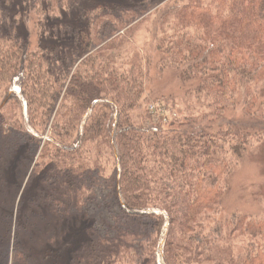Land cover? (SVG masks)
<instances>
[{
	"label": "trees",
	"instance_id": "1",
	"mask_svg": "<svg viewBox=\"0 0 264 264\" xmlns=\"http://www.w3.org/2000/svg\"><path fill=\"white\" fill-rule=\"evenodd\" d=\"M68 1L33 0V43L21 4L0 0V264H264V217L224 215L264 141V0L91 3L67 22ZM148 20L145 53L113 37ZM100 23L113 38L98 48ZM69 26L88 41L53 37ZM167 75L201 113L164 115L165 88L145 97ZM94 207L66 252L56 230Z\"/></svg>",
	"mask_w": 264,
	"mask_h": 264
},
{
	"label": "rangeland",
	"instance_id": "2",
	"mask_svg": "<svg viewBox=\"0 0 264 264\" xmlns=\"http://www.w3.org/2000/svg\"><path fill=\"white\" fill-rule=\"evenodd\" d=\"M19 4H21V8L23 10V19L25 26H27L30 29H26L28 34H29V41L30 42H37V35L31 28L33 27V0H15ZM129 0H69L68 4L70 5L71 3V8L67 11L65 14V20L69 22V20L75 19L74 13L79 12L83 7H88L91 3H101V4H111V3H117L120 2L122 3H127ZM62 13H65L64 11L57 12L54 16L57 19V16H61ZM152 17L155 18V13H153ZM137 22V21H136ZM135 22V23H136ZM134 23V24H135ZM103 23H100V25H97V35L96 37V42L99 44L98 48L102 47L106 42L110 41L113 37H116L118 35H121L123 37V41L128 43V46H131V49L137 48L141 50L142 53H145L143 51L147 45V42L150 40V30H152V26L150 23V20L146 21L144 24L137 27L135 31L128 30V27H125L118 31L112 38H109L108 41L105 40L109 35L107 32L102 29ZM96 29V28H95ZM128 30V31H127ZM130 32V33H129ZM80 31L78 32L75 27H61L60 31L55 34H53L54 38L58 39L61 38L63 39V42L66 43L67 45H72L76 46L77 43L81 40H87V37H85L84 34L80 36V38L76 36L79 35ZM76 36V37H75ZM130 36V37H129ZM52 38V37H51ZM77 39V40H76ZM75 42V43H74ZM74 43V44H73ZM84 48L85 46L82 45ZM96 50V49H95ZM124 55V54H123ZM170 75H167L163 80H154L150 83V86L146 92L145 97L147 99H151L153 95L162 94L159 89L165 88L166 90L164 92L165 96L164 99L168 105L171 106L170 110L169 108H166L165 105L162 106L160 109L161 111L164 112V115L170 116V113L174 116H185V115H190V114H199L201 113L200 108H193L194 106L190 107L188 104H185L183 102V95H184V90L181 88L176 87V82L173 80L172 77H169ZM66 89L63 90L61 97L59 98L60 101L62 97L65 94ZM59 101V103H60ZM57 104V106L59 105ZM152 103V102H150ZM148 104V103H143L142 106L140 107L141 112H146L147 110H150L151 112L154 111V113H158L155 111V106L154 104ZM160 107V105L158 106ZM168 111V112H167ZM171 111V112H170ZM167 112V113H166ZM170 112V113H169ZM21 112L19 111V114ZM56 114V112H55ZM239 113H237L238 115ZM171 117V116H170ZM49 131L51 130V127L49 126ZM3 166L7 164V162H2ZM6 163V164H5ZM9 169H13L12 167ZM32 168L27 172L26 174V169L23 172L26 174L25 180L22 182L23 186L26 184L28 175L30 174ZM7 171V169L5 170ZM8 172V171H7ZM4 177H6V174H3ZM2 182V179H0ZM0 185L2 186L0 188V203L4 202L2 197L6 195V201L2 205L9 206V201L12 192L8 191L7 188L11 185H4L0 182ZM6 189V190H5ZM5 191H7L5 193ZM103 207L100 209H95L91 208L89 211H81L77 214H75L72 219H68L65 223H61L60 229L56 230V237H61L63 242H66V245L69 244V246L66 249V252H70L77 248L86 238H88L90 234V227L97 221L99 220L100 217L103 214ZM5 209L2 210V212ZM224 215L228 217L229 219H234V215L240 216L239 213H260L261 217H264V141L262 142H254V148L249 150L247 152V156L245 159V163L242 164V167L238 172L234 175L233 180H232V189L230 193L228 194L226 201H225V207H224ZM233 214V215H232ZM8 216V214H4ZM7 225H10V222L7 223ZM13 227V226H12ZM51 232V231H49ZM48 232V233H49ZM54 234V235H55ZM52 234H47L48 238L51 237ZM237 240L235 241V247L239 248L245 243L242 236L238 235ZM236 238V237H235ZM245 239V238H244ZM63 253H61V260H63ZM60 260V261H61ZM40 263V261H39ZM44 264V263H43Z\"/></svg>",
	"mask_w": 264,
	"mask_h": 264
},
{
	"label": "water",
	"instance_id": "3",
	"mask_svg": "<svg viewBox=\"0 0 264 264\" xmlns=\"http://www.w3.org/2000/svg\"><path fill=\"white\" fill-rule=\"evenodd\" d=\"M16 90H17V89H16ZM98 102H99V100L97 99L96 101H94V102L91 104V106H90V108H89V110H88L87 116L90 114V112L93 110V108L95 107V105H96ZM87 116H86V117H87ZM113 138H114V137H113ZM68 149H69V150H73L74 148H73V147H72V148H69V147H68ZM168 223H169V222H167V226H168ZM167 226H166L164 232H166Z\"/></svg>",
	"mask_w": 264,
	"mask_h": 264
}]
</instances>
